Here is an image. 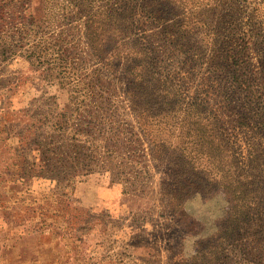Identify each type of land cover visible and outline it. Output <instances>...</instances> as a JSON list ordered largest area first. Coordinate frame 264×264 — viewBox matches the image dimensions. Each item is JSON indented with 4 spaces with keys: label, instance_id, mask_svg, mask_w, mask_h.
I'll return each instance as SVG.
<instances>
[{
    "label": "rangeland",
    "instance_id": "rangeland-1",
    "mask_svg": "<svg viewBox=\"0 0 264 264\" xmlns=\"http://www.w3.org/2000/svg\"><path fill=\"white\" fill-rule=\"evenodd\" d=\"M35 205L0 264H264V0H0V250Z\"/></svg>",
    "mask_w": 264,
    "mask_h": 264
},
{
    "label": "trees",
    "instance_id": "trees-1",
    "mask_svg": "<svg viewBox=\"0 0 264 264\" xmlns=\"http://www.w3.org/2000/svg\"><path fill=\"white\" fill-rule=\"evenodd\" d=\"M79 6H81L79 4ZM85 35L87 37L90 49L94 55V57L97 59L98 63L102 64L105 68H112L114 67L115 64V60L113 59V55L112 53L110 54V56L108 55L107 49H109L111 47V45L114 43L112 36L113 35H108V34H104L101 35L98 32V26L95 25V21L93 20L92 16H88L85 15ZM111 37V39H110ZM116 43V42H115ZM119 42H117L118 44ZM115 46V45H114ZM128 58V56H127ZM122 59H126V57H122ZM63 128H65V125L60 126ZM75 136V135H74ZM155 147H157V145L155 144ZM13 165V164H12ZM8 169V168H6ZM23 169H21L20 167L17 168V171H15L16 175L15 178L16 180H19V182L21 181V179H23ZM14 174V171L12 173V175ZM175 179V177H174ZM174 183V180L171 183ZM23 186V183H20ZM21 185H15L14 187V191L16 193H20L22 192V186ZM170 192V190H169ZM37 196L40 197V194L34 196L33 199H36ZM59 201L58 205H61L64 201L63 199H57ZM42 207L40 205H35L33 207H29L27 209L24 210L25 212V216L24 217H19V222L21 226L24 225L25 227V219L28 218H34L35 215L37 218H41V221L34 223L33 225H31L30 230H28L29 228H27L26 230L23 229V233H21L20 235H18L15 239L16 242H13L12 244H10L8 247H2L0 251H2V253L6 254V255H12L11 251L13 249V247L15 246L14 244L17 243V240H23V239H37L41 241V239H53L55 237H59V244L61 242V238L64 239V237H68V238H72V239H79L77 238V232L76 230L74 231L70 226H67L65 229L63 230H59V227L56 225L55 222L53 223H45L44 221V217L46 216V210L45 209H41ZM53 210L56 208L55 205H52ZM82 209L80 207L77 206H73V205H62V217L65 219V221L67 222L66 224H69V220L66 219V217H75L77 215H74V213H79ZM4 211V210H3ZM54 216V214H53ZM86 216V215H85ZM35 217V218H36ZM78 219V218H77ZM33 220V219H32ZM69 227V229H67ZM73 230V231H72ZM58 244V245H59ZM38 245V244H37ZM41 245V244H40ZM22 257V252H20V256L19 258ZM10 258V257H9ZM7 258V259H9ZM16 262V261H15Z\"/></svg>",
    "mask_w": 264,
    "mask_h": 264
},
{
    "label": "crops",
    "instance_id": "crops-1",
    "mask_svg": "<svg viewBox=\"0 0 264 264\" xmlns=\"http://www.w3.org/2000/svg\"><path fill=\"white\" fill-rule=\"evenodd\" d=\"M29 241H32V242L30 243ZM28 244L29 245L31 244V246L28 247L27 246ZM33 246L37 247V241L34 239L32 240L30 238H27V239H23V240H17V243L13 247L12 251L16 250L18 256H20V252L25 251V250H30V249L32 250ZM22 254H23V252H22Z\"/></svg>",
    "mask_w": 264,
    "mask_h": 264
}]
</instances>
